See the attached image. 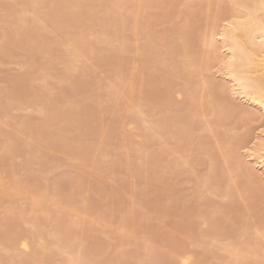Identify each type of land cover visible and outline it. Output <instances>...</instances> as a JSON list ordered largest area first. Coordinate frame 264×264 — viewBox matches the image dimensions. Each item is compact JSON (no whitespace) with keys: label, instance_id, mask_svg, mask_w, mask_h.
I'll return each instance as SVG.
<instances>
[{"label":"rangeland","instance_id":"rangeland-1","mask_svg":"<svg viewBox=\"0 0 264 264\" xmlns=\"http://www.w3.org/2000/svg\"><path fill=\"white\" fill-rule=\"evenodd\" d=\"M212 1L0 0V264H75L80 251L76 264H264V175L257 186L225 158L228 140L245 156L264 116L229 91L222 51L211 61L199 44ZM131 70L143 82L129 96Z\"/></svg>","mask_w":264,"mask_h":264},{"label":"bare ground","instance_id":"bare-ground-1","mask_svg":"<svg viewBox=\"0 0 264 264\" xmlns=\"http://www.w3.org/2000/svg\"><path fill=\"white\" fill-rule=\"evenodd\" d=\"M51 1V0H50ZM161 2V0H159ZM211 1L212 0H205L206 3L204 4H207V8L206 10H210V6H211ZM39 2V1H38ZM70 2V1H69ZM138 2V1H137ZM154 1H152L153 3ZM194 2V1H193ZM214 2V0L212 1V3ZM40 3V2H39ZM38 3V4H39ZM141 3V2H140ZM37 4V5H38ZM146 4V3H145ZM203 4V5H204ZM59 5V4H58ZM169 5V4H168ZM231 6L235 7L236 10L238 11H234L233 9H231ZM231 6H226L224 3H223V0H215V7H214V11L212 13V15L209 14V12H207V17L204 18L205 20V23H206V26L209 25V30L208 32H205L202 30V33L199 32V44L200 46H208L211 47V54H212V57L209 59L212 61V60H217V58L215 57V53L217 50H220V52L222 51L223 53V56L218 59L219 61V68H218V71L221 73V75H224L226 78L229 79V82H230V88H229V91H232L234 95L236 96H239L240 98H243L247 103L249 102V104L251 105H254L256 106L257 108H259V110H261L262 112V115L264 116V0H232L231 1ZM139 7V5H138ZM158 7V6H157ZM171 7V5H170ZM23 8V7H21ZM169 8V7H168ZM57 9V8H56ZM140 9V8H139ZM53 10V9H52ZM170 10V9H169ZM174 10V9H173ZM108 11V10H107ZM137 11H135V14H134V17H132L133 19V27L135 30H137L138 28L136 27L137 25V20H138V15H137ZM36 12V11H35ZM81 13V12H80ZM144 13V12H143ZM37 14V13H35ZM83 14V13H82ZM126 14V13H125ZM140 14V13H139ZM205 14V15H206ZM81 16V15H80ZM39 17V16H38ZM77 17V16H76ZM75 17V18H76ZM186 20L188 21L186 24V29H189L190 26L188 25H191L193 24V19H194V15L192 14H186ZM231 17V20H227L225 25H222V28L217 31L216 29V25H217V21H221L223 18H230ZM73 18V17H72ZM18 20H15V21H19L18 23L21 25V27H18L17 25L19 24H16L15 22V26L14 28L17 30V31H21L23 30V27L22 28V24H26V20H25V17L23 18L22 16L18 17L17 18ZM83 19V18H82ZM102 20V19H101ZM127 20V19H126ZM130 20V19H129ZM125 22V21H124ZM30 22H28L27 24H29ZM131 23V22H130ZM141 23V22H140ZM173 23V22H172ZM176 23V22H175ZM31 24V23H30ZM33 25V24H31ZM30 25V26H31ZM28 26V25H27ZM28 26V27H30ZM13 27V26H12ZM113 27V26H112ZM203 27V26H202ZM201 27V28H202ZM205 27V26H204ZM203 27V28H204ZM218 27V26H217ZM34 28V27H33ZM137 28V29H136ZM13 29V28H12ZM197 29V28H196ZM207 29V28H206ZM14 30V31H16ZM27 30V28L25 29ZM24 30V31H25ZM185 30V29H184ZM200 30V29H199ZM6 31V30H5ZM23 31V33H24ZM29 31V30H28ZM27 31V33H28ZM31 31V30H30ZM35 31V30H33ZM18 33V32H17ZM26 33V34H27ZM31 33V32H30ZM35 33V32H34ZM80 33V32H79ZM113 34V33H112ZM37 35V34H36ZM74 35V34H73ZM18 36V35H17ZM24 36V34H23ZM31 36V35H30ZM215 36H218L219 38V44H216L218 42H215ZM7 37V36H6ZM41 37V36H40ZM99 38V36H97ZM162 37V36H161ZM169 37V36H168ZM31 38V37H30ZM37 38V37H35ZM96 38V37H95ZM163 38V37H162ZM3 39V38H2ZM12 39V38H11ZM10 39V40H11ZM73 39V38H72ZM71 39V43L69 42V44H66L68 45V50L69 52L66 54L68 56V60H71L73 59V56H76L77 54L74 55V53L76 52V50L78 51L79 49V45L80 44V39H81V36L79 35H74V40L72 41ZM198 39V38H197ZM82 40V39H81ZM97 40V39H96ZM6 41V40H5ZM3 41V42H5ZM36 41V40H35ZM89 41V40H88ZM37 42V41H36ZM68 42V41H66ZM2 43V42H1ZM111 43V42H110ZM153 43V41L151 42ZM155 43V42H154ZM36 44V43H35ZM64 44V43H63ZM93 45V44H92ZM121 45V44H120ZM149 45V44H148ZM158 45V44H157ZM31 46V45H30ZM37 46V45H36ZM91 46V45H90ZM152 46V45H151ZM92 47V46H91ZM120 47V46H119ZM119 47H118V50H119ZM123 47V46H122ZM149 47V46H148ZM159 47V46H158ZM144 48V47H143ZM157 48V46H156ZM2 49V48H1ZM91 49V48H90ZM102 49V48H101ZM137 49V47H136ZM141 49V48H140ZM66 50V49H65ZM93 51V49H92ZM115 51V50H114ZM124 51V50H123ZM144 51V50H142ZM201 51V50H200ZM67 52V51H65ZM81 52V51H79ZM116 52V51H115ZM118 52V51H117ZM150 52V51H149ZM215 52V53H214ZM64 53V52H63ZM77 53V52H76ZM121 53V51H120ZM146 53V52H145ZM210 53V52H209ZM218 53V52H217ZM81 54V53H80ZM83 54V53H82ZM116 54V53H115ZM202 54V53H201ZM203 55V54H202ZM206 55V54H204ZM79 56V55H78ZM120 56V55H119ZM144 56V55H143ZM150 56V55H149ZM198 56V55H197ZM208 52H207V57H208ZM211 56V55H210ZM64 57V56H63ZM161 57V56H160ZM76 57H74V60ZM219 58V57H218ZM79 59V58H78ZM86 59V58H85ZM135 59V58H134ZM206 59V57H205ZM64 60V59H63ZM154 60V59H153ZM201 60V59H200ZM204 60V58H203ZM209 60V61H210ZM126 61V60H125ZM150 61V60H149ZM69 62V63H70ZM196 62V61H195ZM207 62V60H206ZM204 62V63H206ZM65 63V61H64ZM92 63V62H91ZM128 63V62H127ZM134 63V67L132 68L133 70L135 69V61L132 62V64ZM197 63V62H196ZM195 63V65H197ZM211 63V62H210ZM72 65V62L70 63ZM131 64V65H132ZM144 64V63H143ZM193 64V63H192ZM198 64H200V61L198 62ZM213 64V63H212ZM70 65V66H71ZM85 65V64H84ZM194 65V66H195ZM120 65H118L119 67ZM204 66V65H202ZM87 67V66H85ZM117 67V68H118ZM122 67V66H121ZM201 67V66H200ZM206 67H209L208 65ZM129 68V67H128ZM141 68V67H140ZM198 68V67H197ZM211 68V66H210ZM119 69V68H118ZM121 69V68H120ZM119 69V70H120ZM127 69V68H126ZM142 69V68H141ZM196 69V68H195ZM199 69V68H198ZM203 69V68H202ZM202 69L200 68L199 69V74H202L203 71ZM206 69V68H205ZM204 69V70H205ZM209 69V68H208ZM118 70V71H119ZM133 70H131V73L129 75H127L126 79H125V82H124V79H123V85H125V87L127 88V92L124 91V93L128 94L129 96H131L133 94V91H134V86L135 84H138L139 88H141V84L142 82L141 81H138V83L136 82L137 78H135V74L133 72ZM143 70V69H142ZM141 70V71H142ZM85 71V70H84ZM90 71V70H89ZM124 71V70H123ZM198 71V70H197ZM87 73V71H86ZM124 73L122 72V70H120V72L118 73L117 72V75L118 77H120L122 79V77H124L123 75ZM126 76V75H125ZM140 77V75H139ZM191 77V76H190ZM193 77V76H192ZM201 77V75H200ZM206 77V76H205ZM27 78V77H26ZM188 78V77H187ZM120 79V80H121ZM185 79V77H184ZM203 79V78H202ZM119 82H122L120 81ZM188 80V79H187ZM190 81V79H189ZM193 81V80H192ZM187 82V81H186ZM203 83H209L207 82L206 79H203ZM121 84V83H120ZM186 85V84H185ZM192 85V84H191ZM190 85V87H191ZM197 85V84H196ZM209 85V84H208ZM223 85V84H222ZM225 85V84H224ZM220 86V84H219ZM226 86V85H225ZM73 87H76V86H73ZM216 87H217V84H216ZM221 87V86H220ZM118 88V87H117ZM222 88V87H221ZM225 88V87H224ZM119 89V88H118ZM126 90V89H125ZM208 90V89H207ZM221 90V89H220ZM204 91V90H203ZM216 91V90H215ZM213 90H211V92H209V94L211 93V95L215 92ZM141 92V91H140ZM208 92V91H207ZM206 92V93H207ZM219 92V91H218ZM64 93V92H63ZM227 93V92H226ZM108 94V92H107ZM194 94V93H193ZM228 94V93H227ZM210 95V96H211ZM191 96V94H190ZM195 96V95H194ZM111 97V96H110ZM187 97V96H186ZM200 97V96H199ZM228 97V96H227ZM238 97V98H239ZM98 98V97H97ZM111 99V98H110ZM190 99V98H189ZM192 99V97H191ZM194 99V97H193ZM229 99V98H228ZM104 100V99H103ZM202 100V99H201ZM196 101L194 102L193 101V107H203V101ZM209 100V99H208ZM211 100V98H210ZM225 100V98H224ZM212 101V100H211ZM210 101V102H211ZM229 101V100H228ZM224 103V102H223ZM226 103V101H225ZM224 103V104H225ZM118 104V103H117ZM209 104V103H208ZM227 104V103H226ZM209 105H213V102L212 104H209ZM250 105V106H251ZM61 106V105H60ZM189 106V105H188ZM207 106V105H206ZM194 107V108H195ZM213 107V106H212ZM223 107V106H222ZM222 107L219 109L218 107L215 108V105L213 107V115L217 114L219 115ZM60 108V107H59ZM62 108V107H61ZM94 108V107H93ZM193 108V110H195ZM218 108V109H217ZM230 108V107H229ZM227 108V110L229 109ZM79 109V107H78ZM77 109V110H78ZM83 109V108H82ZM191 109V108H190ZM203 109V108H202ZM226 109V108H225ZM224 109V110H225ZM65 110V108L63 109ZM62 110V112H63ZM117 110V109H116ZM188 110V109H187ZM205 110V109H204ZM222 110V111H224ZM233 110V109H231ZM230 110V111H231ZM57 111V110H56ZM59 111V110H58ZM68 111V110H67ZM82 111V110H81ZM189 111V110H188ZM192 111V110H191ZM201 111V109H200ZM229 111V112H230ZM65 112V111H64ZM100 112V111H99ZM181 112V111H180ZM179 112V113H180ZM197 112V110H196ZM207 112V111H206ZM227 112V111H226ZM236 112V111H235ZM72 113V111H71ZM70 113V114H71ZM98 113V112H97ZM178 113V114H179ZM194 113V112H193ZM201 114V112H199ZM223 113V112H222ZM241 113V112H240ZM51 114V113H49ZM58 114V113H57ZM64 114V113H63ZM69 114V113H68ZM69 114V115H70ZM74 114V113H73ZM77 113H75L76 115ZM221 114V113H220ZM67 115V114H66ZM194 115V114H193ZM51 116V115H49ZM223 116V115H222ZM48 117V116H47ZM56 116H54L53 118H55ZM65 117V116H64ZM67 117V116H66ZM189 117V116H188ZM240 117V116H239ZM62 118V117H61ZM75 118V117H74ZM73 118V120H74ZM101 118V117H100ZM99 118V119H100ZM196 118V117H194ZM220 119V117H218ZM49 119H52V118H49ZM58 119V118H57ZM98 119V120H99ZM215 119V118H214ZM2 120V119H1ZM56 120V119H53V121ZM63 120V119H61ZM97 120V119H96ZM113 120V119H112ZM46 121V120H45ZM52 121V122H53ZM60 121V119H59ZM65 121V120H64ZM116 121V120H115ZM173 121V120H171ZM111 122V121H110ZM37 123V122H36ZM172 123V122H171ZM206 123V122H205ZM219 123V122H218ZM7 124V123H6ZM96 124V123H95ZM187 124V123H186ZM185 124V125H186ZM235 124V123H234ZM46 125V124H45ZM44 125V126H45ZM172 125H174L173 127V132L175 133V135H180L179 137H181V134L182 132H185V131H181L180 129H178V127H175L176 125L172 123ZM193 125V124H192ZM214 125V124H213ZM37 126V125H36ZM181 127V125H179ZM223 126V125H221ZM18 127V126H17ZM26 127H27V124H26ZM183 127V125H182ZM225 127V126H224ZM223 127V128H224ZM43 128V127H42ZM137 128V127H136ZM33 129V128H32ZM172 129V128H171ZM183 129V128H182ZM191 129V128H190ZM228 129V128H227ZM30 130V129H29ZM42 130V129H41ZM188 130V129H187ZM28 131V130H27ZM14 132V130H13ZM102 132V131H101ZM43 133V132H41ZM170 133V132H169ZM186 133V132H185ZM13 134V133H12ZM173 134V133H172ZM189 134V133H188ZM218 134V133H217ZM224 134V133H222ZM174 135V136H175ZM176 135V136H177ZM184 135V134H183ZM182 135V136H183ZM13 136V135H12ZM53 136V135H52ZM172 136V135H171ZM191 136V135H190ZM213 136V134H212ZM240 136V135H239ZM46 137V136H45ZM50 137V136H49ZM192 137V136H191ZM178 138V137H177ZM182 138V137H181ZM185 137L182 138V140L184 139ZM187 138V137H186ZM234 138V137H233ZM46 139V138H45ZM189 139V138H188ZM187 139V140H188ZM191 139V138H190ZM194 139V138H193ZM48 141V140H47ZM179 142V141H178ZM45 143V142H44ZM122 143V142H121ZM224 143V142H223ZM27 144V143H26ZM191 144V143H190ZM29 146V145H28ZM88 146V145H87ZM173 146V145H172ZM212 147V146H211ZM215 147V146H213ZM244 147V143H243V140H232V141H229L228 140V145L226 147V154L228 156H226L225 158H228L229 156L233 158L234 162H235V169L238 171V172H241V174L245 177H248L249 178V181L251 180L252 182H254L255 184H257V186L259 185V183H261V180H262V176L264 175V126L263 128L259 131L258 133V136L256 137V140L253 142L252 146H249L248 148H246L245 150V156L246 158L248 159H245L244 157H242L240 155V149ZM44 148V147H43ZM240 148V149H239ZM245 148V147H244ZM243 149V148H242ZM220 150V149H219ZM213 151V150H212ZM217 151V150H216ZM221 151V150H220ZM225 151V150H224ZM239 151V152H238ZM145 154V152H144ZM212 154V152H211ZM218 154V152H217ZM226 154H223L224 156ZM157 155V154H156ZM223 157V156H222ZM229 157V158H230ZM224 158V160H225ZM119 159V158H118ZM158 159V158H157ZM214 160V159H213ZM185 162V161H183ZM214 162V161H213ZM231 162V161H230ZM143 163V162H142ZM156 163V162H155ZM154 163V164H155ZM186 163V162H185ZM124 164V163H122ZM147 164V163H146ZM229 164V163H227ZM214 165V164H212ZM128 166V165H127ZM211 166V165H210ZM126 167V166H125ZM177 167V166H176ZM145 168V167H144ZM213 168V167H212ZM221 168V167H220ZM219 168V169H220ZM226 168V167H225ZM127 169V168H126ZM129 170V169H128ZM163 170V169H162ZM213 170V169H212ZM211 170V172H212ZM166 171V170H165ZM218 171V170H217ZM216 171V172H217ZM234 171L232 170V168H227V171ZM131 172V171H130ZM162 172V171H161ZM157 173V171H156ZM159 173V172H158ZM219 173V171H218ZM155 174V173H154ZM213 174V172H212ZM230 175V174H228ZM241 175V176H242ZM159 176V175H158ZM213 176V175H212ZM217 176V175H216ZM221 176V175H219ZM223 176V175H222ZM163 177V176H162ZM236 178V177H235ZM241 178V177H240ZM210 179V178H209ZM207 182V181H206ZM78 183V182H77ZM238 185V184H237ZM242 186V185H241ZM244 186V184H243ZM242 186V187H243ZM254 186V185H253ZM231 187V186H230ZM238 187V186H237ZM256 187V186H255ZM75 189V188H74ZM231 189V188H230ZM235 189V188H234ZM237 189V188H236ZM256 189V188H255ZM233 191V189H232ZM236 191V190H235ZM250 191V190H249ZM241 192V190H240ZM231 193V192H230ZM78 194V193H77ZM235 194V193H234ZM229 195V194H228ZM111 196V195H110ZM231 196V194H230ZM233 197V195H232ZM243 197V196H242ZM234 198V197H233ZM241 198V197H240ZM70 199V198H69ZM86 199V198H85ZM247 199V198H246ZM249 199H251L249 197ZM130 202V201H129ZM128 202V204H129ZM61 203V202H60ZM247 203V202H246ZM127 204V203H126ZM132 204V203H131ZM40 205V204H39ZM47 205V204H46ZM228 206V205H227ZM238 207V206H237ZM224 208V207H223ZM233 208V207H232ZM60 209V208H59ZM135 210V209H134ZM45 212V211H44ZM135 213V212H134ZM16 214V213H14ZM18 214V213H17ZM128 214V213H127ZM130 214V213H129ZM3 215V214H2ZM6 215V214H5ZM135 215V214H134ZM14 216V215H13ZM61 216V215H60ZM1 217V216H0ZM3 217V216H2ZM12 218V217H10ZM13 219V218H12ZM59 219V218H58ZM67 219V218H66ZM61 220V218H60ZM12 221V220H11ZM14 221V220H13ZM78 221V220H77ZM7 222V220H6ZM67 222V221H66ZM224 222V221H222ZM7 223H10L7 222ZM76 223V222H75ZM231 223V222H230ZM16 224V223H14ZM73 224V223H72ZM212 224V223H211ZM65 225V223H64ZM71 225V224H70ZM82 226V224H80ZM86 225V224H85ZM12 226V225H11ZM75 226V225H74ZM234 226V225H233ZM89 227V226H88ZM53 228V226H52ZM64 228V227H63ZM73 228V227H72ZM79 228V227H77ZM21 229V228H20ZM71 229V228H69ZM59 231V230H58ZM75 231V230H74ZM20 232V230H19ZM53 232V231H52ZM73 232V231H72ZM71 232V233H72ZM11 233V232H10ZM61 235V234H60ZM64 235V234H63ZM66 235V234H65ZM69 235V234H68ZM72 236V235H71ZM66 237V236H65ZM60 238V237H59ZM46 239V238H45ZM65 239V238H64ZM43 240V239H42ZM41 241V240H40ZM66 241V240H65ZM64 241V242H65ZM2 242V241H1ZM18 242V241H17ZM60 242V241H59ZM38 243V242H37ZM43 244V243H42ZM66 244V243H65ZM96 244V243H95ZM17 245V244H16ZM21 245L24 249H28L29 245H28V242L26 241V239H22V242H21ZM11 246L13 247L14 250L15 249V246L13 244H11ZM92 246V245H91ZM40 248V246H39ZM72 248V247H71ZM83 248V247H82ZM97 248V247H96ZM102 249V248H101ZM72 250V249H71ZM31 251V250H30ZM41 251L43 252V250L41 249ZM87 251V250H86ZM247 251V250H246ZM12 252V251H11ZM28 252V251H27ZM82 252V251H80ZM78 252L77 253V256H75L76 258L73 259L72 257H70V260L71 263H74L75 264L77 263V259L79 258V256L81 257V253ZM2 253V252H1ZM90 253V252H89ZM94 253V252H93ZM85 253L83 252V255ZM2 255V254H1ZM98 256V255H97ZM84 257V256H83ZM25 258V257H24ZM82 258V257H81ZM102 258V257H101ZM35 260V259H34ZM100 260V259H99ZM188 258H183L181 263L180 264H186ZM23 262V261H22ZM26 262V261H25ZM29 262V261H28ZM112 262V261H111ZM106 264V262H105Z\"/></svg>","mask_w":264,"mask_h":264}]
</instances>
